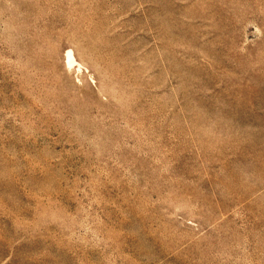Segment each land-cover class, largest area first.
<instances>
[{"label":"rangeland","instance_id":"obj_1","mask_svg":"<svg viewBox=\"0 0 264 264\" xmlns=\"http://www.w3.org/2000/svg\"><path fill=\"white\" fill-rule=\"evenodd\" d=\"M0 264H264V0H0Z\"/></svg>","mask_w":264,"mask_h":264}]
</instances>
